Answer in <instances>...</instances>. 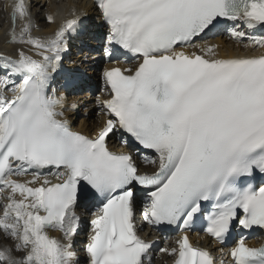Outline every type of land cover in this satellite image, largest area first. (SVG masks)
<instances>
[{"label":"snow or ice","instance_id":"1","mask_svg":"<svg viewBox=\"0 0 264 264\" xmlns=\"http://www.w3.org/2000/svg\"><path fill=\"white\" fill-rule=\"evenodd\" d=\"M95 4L111 66L101 73L106 95L95 98L102 123L93 137L72 129L65 112L78 105L53 87L80 16L73 11L39 37L25 0L9 5L8 42L38 58L23 48L15 59L0 55V235L12 242L0 244V264H80L72 248L82 191L96 208L84 264H151L154 241L139 235L138 203L144 224L179 229L176 246L159 249L173 264H217L190 243L200 213L201 230L221 246L233 226L264 231V55L221 57L219 45L202 41L226 31L264 48V35L252 34L264 29V0ZM46 19L57 23L54 14ZM129 54L134 63L117 66ZM116 134L132 150H110ZM247 239L221 247L230 259L219 264H264V243Z\"/></svg>","mask_w":264,"mask_h":264},{"label":"bare ground","instance_id":"2","mask_svg":"<svg viewBox=\"0 0 264 264\" xmlns=\"http://www.w3.org/2000/svg\"><path fill=\"white\" fill-rule=\"evenodd\" d=\"M32 1V2H31ZM13 2V0H0V55L11 57L12 59L16 58V51L19 48H23L28 55H33L34 53L31 51V49L28 46L19 45V44H13L9 43V35L8 32L10 30V7L9 5ZM31 2V3H30ZM26 5L28 6L32 19L34 27L32 29V34L34 36L39 37H48L51 35L57 28L58 23L62 18H71V14L73 11H75L82 21L86 22V19L91 18L93 15H96L97 12L95 8L91 5L90 0H25ZM48 14H54L56 16L57 23H49L46 19V16ZM92 24L97 29V37H101L105 32L104 26L96 19L92 20ZM20 28V22L17 21L16 30L19 31ZM77 31L70 34L69 40H68V47L71 44H81L80 40L76 37ZM253 35H264V29H257L252 32ZM202 43H210V44H216L219 45L218 53L221 57H233V56H259L264 55V48L259 47H246L245 45L248 44V41L245 39L242 43H236L234 40H232L228 35L227 32H220L215 35L209 34L205 36ZM78 52L82 53V56L85 58L88 56L87 50L83 48L76 49ZM67 54V51L64 53ZM34 58H38L35 57ZM65 59V58H64ZM68 62H61V66L59 71L55 75V80L53 82L58 83H65V81H74L75 82V90L71 91H65L63 89H57L59 91L58 95H63L66 100H69V102L75 101V91H79L81 94L84 91V87L82 86V80L87 75H82L81 71L79 70H72V68L67 66ZM63 65V69H62ZM56 79H60V81H56ZM95 85L99 89V92L102 93V96H105L106 94L102 92L103 88V82L99 80H95ZM67 103V102H66ZM80 115V112L72 113L71 111L65 112V117L69 118L70 125L73 124V121ZM91 125L88 126L86 121L83 120L82 123H80L79 126L75 127V129H81V131H93L94 133L97 132L99 129L102 119L98 116L97 119L92 118L90 120ZM107 142L114 146L116 142L120 143L123 147L130 149L129 146H125L120 142V136L119 134L116 135H110ZM139 163V160H138ZM144 167L141 165V168ZM30 177L24 176V177H16L18 180H26ZM4 193H0V207L6 202L4 197ZM87 206H81L79 208H76V212H83L86 213ZM53 236L58 237L60 233L58 232H52L50 233ZM84 232L79 233L76 238L73 241V249L72 251L74 253L79 252L81 257L78 258L80 264H84L86 260V254L83 251V246H81V237L84 236ZM257 237V236H256ZM63 242V241H62ZM12 243L11 241H6L3 239L2 235H0V244H7ZM162 259L159 258V262H161Z\"/></svg>","mask_w":264,"mask_h":264},{"label":"rangeland","instance_id":"3","mask_svg":"<svg viewBox=\"0 0 264 264\" xmlns=\"http://www.w3.org/2000/svg\"><path fill=\"white\" fill-rule=\"evenodd\" d=\"M32 2V1H31ZM30 2V3H31ZM68 61H70L71 63H75L78 65V62L80 63V65H78L81 69H84V72H89L88 70V66L89 63L86 64L87 60L85 57L82 56L81 53H78L76 50L73 49H69L68 50V56H67ZM85 64L84 66H81ZM56 88V90L60 87V84H57L54 86Z\"/></svg>","mask_w":264,"mask_h":264}]
</instances>
